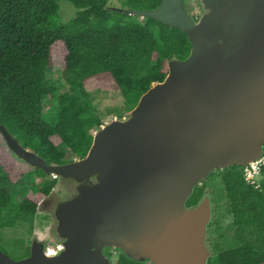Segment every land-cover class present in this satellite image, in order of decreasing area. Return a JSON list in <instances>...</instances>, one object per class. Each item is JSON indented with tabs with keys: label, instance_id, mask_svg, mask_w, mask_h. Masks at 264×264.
Masks as SVG:
<instances>
[{
	"label": "water",
	"instance_id": "1",
	"mask_svg": "<svg viewBox=\"0 0 264 264\" xmlns=\"http://www.w3.org/2000/svg\"><path fill=\"white\" fill-rule=\"evenodd\" d=\"M199 2L206 13L196 23L182 0L122 10L179 29L189 53L167 63L164 80L139 97L127 119L94 133L82 159L47 165L0 125L7 148L32 168L63 179L95 178L59 206L58 233L67 240L56 255L46 257L43 245L33 241L19 260L0 251V264H109L101 253L105 246L150 264H206L208 198L193 208L184 203L212 171L261 158L264 0ZM220 26L223 43L206 44Z\"/></svg>",
	"mask_w": 264,
	"mask_h": 264
},
{
	"label": "trees",
	"instance_id": "2",
	"mask_svg": "<svg viewBox=\"0 0 264 264\" xmlns=\"http://www.w3.org/2000/svg\"><path fill=\"white\" fill-rule=\"evenodd\" d=\"M59 1L0 0V125L47 165L82 159L93 134L103 126L93 96L85 89L88 79L110 77L121 101L107 107L105 114L119 120L143 93L164 80L167 63L185 59L190 49L179 29L122 13L153 10L161 0H116L119 9H107L108 0H64L76 10L65 23L59 19ZM57 42L64 49L63 68L51 79L46 75L49 51ZM215 171L221 186L216 202L222 201L230 222L213 229L215 240L208 242L206 264H264V177L255 188L244 182L237 165ZM27 181L40 197L56 184V178L47 179L37 168L23 174L21 184ZM199 182L185 208L203 198L205 185ZM11 185L0 167V239L5 229L25 228L30 234L36 216V203L25 197L17 201ZM28 251L13 260L26 257ZM107 258L109 264H145L122 252Z\"/></svg>",
	"mask_w": 264,
	"mask_h": 264
},
{
	"label": "rangeland",
	"instance_id": "3",
	"mask_svg": "<svg viewBox=\"0 0 264 264\" xmlns=\"http://www.w3.org/2000/svg\"><path fill=\"white\" fill-rule=\"evenodd\" d=\"M185 12L191 17L194 23L206 13L199 0H182ZM59 19L61 23H65L74 18L76 10L68 2L61 0L58 2ZM107 9H119L120 5L116 0H108ZM226 11L228 17H233V7L226 3ZM226 28H232L230 24L225 25ZM224 27L220 26L217 31L205 41L206 44L223 43L220 38V33ZM64 49L60 42L52 45L49 51V60L47 66V77L57 78L58 73L63 68ZM86 91L93 96V105L98 114L104 121L97 131H100L106 124L111 121H123L128 118L125 115L121 119L112 118L105 114V109L114 105H118L121 101L115 86L107 74H100L88 79L85 83ZM47 104H45V107ZM96 133V132H95ZM262 151L261 157L264 158V142L259 145ZM75 161V160H73ZM0 167L10 176L12 185L10 190L18 201L21 197L28 198L36 203V216L30 234H27L25 228L5 229L1 232L0 245L3 251L11 259H16L26 248H30L33 241L43 245V251L54 249L56 246H62L66 242L67 237L58 233V214L57 210L60 205L71 201L77 195V189L82 186H90L95 183V178L87 179H63L46 175L47 179L56 178L54 188L46 197H40L33 189L29 187V181L21 184V177L24 173L32 171V167L23 160L14 155L5 145L0 135ZM218 170V169H217ZM213 176L203 179L202 184L205 185L204 196L208 198L209 202V220L205 228L204 246L210 250L208 242H211L215 237L213 229L218 226L225 228L230 222L229 216L225 212V206L222 201L216 202V199L221 195V186L219 182V175L217 171H213ZM264 172L259 173L257 179H262ZM200 185V182L197 183ZM203 196V197H204ZM210 225V226H209ZM18 243V248L13 249V245ZM14 251V253H12ZM122 252L118 247L105 246L101 247V253L106 257L114 256ZM19 253V254H18ZM58 253V252H57ZM56 253V254H57ZM133 262H141L150 264V261L144 257L132 259Z\"/></svg>",
	"mask_w": 264,
	"mask_h": 264
},
{
	"label": "built area",
	"instance_id": "4",
	"mask_svg": "<svg viewBox=\"0 0 264 264\" xmlns=\"http://www.w3.org/2000/svg\"><path fill=\"white\" fill-rule=\"evenodd\" d=\"M264 164V158L261 157L260 159L251 162L245 166L241 167V174L243 176L244 182L247 184L257 188L259 186V179L256 177L260 173V167ZM61 250V246H56L54 249H48L46 250V253H48L50 256L56 255L57 252Z\"/></svg>",
	"mask_w": 264,
	"mask_h": 264
},
{
	"label": "bare ground",
	"instance_id": "5",
	"mask_svg": "<svg viewBox=\"0 0 264 264\" xmlns=\"http://www.w3.org/2000/svg\"><path fill=\"white\" fill-rule=\"evenodd\" d=\"M44 254L46 257H49L50 255L44 251Z\"/></svg>",
	"mask_w": 264,
	"mask_h": 264
}]
</instances>
